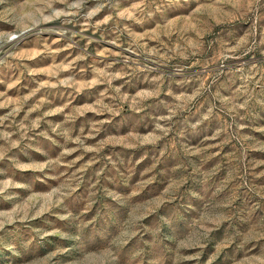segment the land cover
Masks as SVG:
<instances>
[{"label":"rangeland","instance_id":"obj_1","mask_svg":"<svg viewBox=\"0 0 264 264\" xmlns=\"http://www.w3.org/2000/svg\"><path fill=\"white\" fill-rule=\"evenodd\" d=\"M0 264H264V0H0Z\"/></svg>","mask_w":264,"mask_h":264}]
</instances>
